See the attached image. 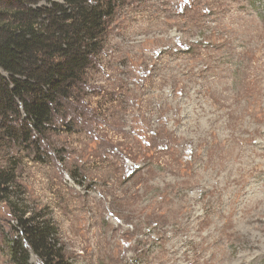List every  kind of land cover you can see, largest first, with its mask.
<instances>
[{"label": "rangeland", "instance_id": "1", "mask_svg": "<svg viewBox=\"0 0 264 264\" xmlns=\"http://www.w3.org/2000/svg\"><path fill=\"white\" fill-rule=\"evenodd\" d=\"M84 89L70 132L0 147L69 264H264V0H128ZM14 226L0 202V264Z\"/></svg>", "mask_w": 264, "mask_h": 264}, {"label": "trees", "instance_id": "2", "mask_svg": "<svg viewBox=\"0 0 264 264\" xmlns=\"http://www.w3.org/2000/svg\"><path fill=\"white\" fill-rule=\"evenodd\" d=\"M0 0V147L36 154L85 93L109 25L128 0ZM65 128V129H64ZM40 154H38L39 156ZM14 171L0 167V202L14 214L13 264H69L54 225L11 200Z\"/></svg>", "mask_w": 264, "mask_h": 264}]
</instances>
